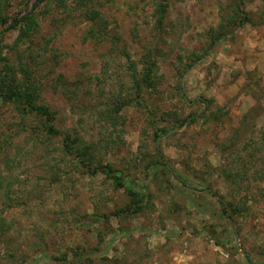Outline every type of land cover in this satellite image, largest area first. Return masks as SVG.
I'll use <instances>...</instances> for the list:
<instances>
[{"label":"rangeland","instance_id":"obj_1","mask_svg":"<svg viewBox=\"0 0 264 264\" xmlns=\"http://www.w3.org/2000/svg\"><path fill=\"white\" fill-rule=\"evenodd\" d=\"M235 3L0 0V264H264V0Z\"/></svg>","mask_w":264,"mask_h":264},{"label":"trees","instance_id":"obj_2","mask_svg":"<svg viewBox=\"0 0 264 264\" xmlns=\"http://www.w3.org/2000/svg\"><path fill=\"white\" fill-rule=\"evenodd\" d=\"M246 0H236L235 3V12L237 13H241V15L243 16L242 19L240 20V22L237 24H244L245 23V13L244 11H242L240 9V6L245 2ZM157 20H156V27L158 29V33H161V25L164 21L165 18V13H166V5L165 4H161L159 3L158 8H157ZM97 14L95 12L91 13V20L94 21V18ZM29 22H32V20L28 19ZM95 25V24H93ZM29 28V26H28ZM97 30H99V28H97ZM25 32V31H23ZM213 45V41L210 43V46ZM199 60V59H198ZM149 78L148 75H144L141 78V82L145 84V86L149 89L150 83L148 82ZM8 89L6 88L5 91L2 93L1 98L3 100H5L6 104L9 105H24L25 108H27L28 112H33L36 114H40L43 116H46L48 118H50L51 120H53L54 117V113L49 111L48 107L43 105V104H37V97L32 93V92H17L13 90V83L12 81L8 83ZM138 87H141V84H138ZM167 131L161 129L160 133H166ZM48 135H52V136H57L58 132L57 130L53 127L50 126L49 128H47V132ZM158 137V136H157ZM64 152H70L71 150H74L76 152H78V139L77 137L74 138H70L69 134H66L64 136ZM76 142V143H75ZM262 175L264 177V172L262 171ZM115 183L117 186H121V182H119V180L117 178H115ZM223 212L225 213V211L223 210ZM248 261H250V259L247 257ZM56 261V260H54ZM251 264V263H250Z\"/></svg>","mask_w":264,"mask_h":264},{"label":"crops","instance_id":"obj_3","mask_svg":"<svg viewBox=\"0 0 264 264\" xmlns=\"http://www.w3.org/2000/svg\"><path fill=\"white\" fill-rule=\"evenodd\" d=\"M253 44H254V46H256V43L255 42H253ZM260 53V52H259ZM262 53L264 54V51H262ZM259 55V54H258Z\"/></svg>","mask_w":264,"mask_h":264}]
</instances>
